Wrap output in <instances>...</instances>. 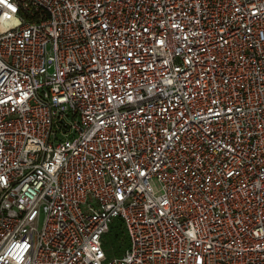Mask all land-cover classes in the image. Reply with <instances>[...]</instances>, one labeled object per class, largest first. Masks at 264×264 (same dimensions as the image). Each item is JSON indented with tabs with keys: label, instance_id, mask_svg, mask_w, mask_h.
<instances>
[{
	"label": "built area",
	"instance_id": "built-area-1",
	"mask_svg": "<svg viewBox=\"0 0 264 264\" xmlns=\"http://www.w3.org/2000/svg\"><path fill=\"white\" fill-rule=\"evenodd\" d=\"M115 218L107 264H264V0H0V264Z\"/></svg>",
	"mask_w": 264,
	"mask_h": 264
},
{
	"label": "rangeland",
	"instance_id": "rangeland-1",
	"mask_svg": "<svg viewBox=\"0 0 264 264\" xmlns=\"http://www.w3.org/2000/svg\"><path fill=\"white\" fill-rule=\"evenodd\" d=\"M59 138L66 140H73L74 135L59 134ZM104 249L107 253V264L113 258L122 257L124 252L130 247V239L128 237V232L123 221L119 218L112 220L109 231L105 234L104 238Z\"/></svg>",
	"mask_w": 264,
	"mask_h": 264
},
{
	"label": "water",
	"instance_id": "water-1",
	"mask_svg": "<svg viewBox=\"0 0 264 264\" xmlns=\"http://www.w3.org/2000/svg\"><path fill=\"white\" fill-rule=\"evenodd\" d=\"M64 123V121H62Z\"/></svg>",
	"mask_w": 264,
	"mask_h": 264
}]
</instances>
